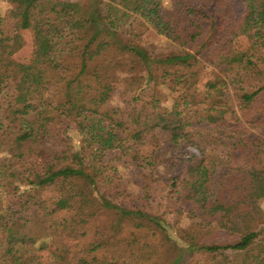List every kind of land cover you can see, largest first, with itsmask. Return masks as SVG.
<instances>
[{"label":"trees","instance_id":"obj_1","mask_svg":"<svg viewBox=\"0 0 264 264\" xmlns=\"http://www.w3.org/2000/svg\"><path fill=\"white\" fill-rule=\"evenodd\" d=\"M1 1L0 264H264V0Z\"/></svg>","mask_w":264,"mask_h":264},{"label":"rangeland","instance_id":"obj_2","mask_svg":"<svg viewBox=\"0 0 264 264\" xmlns=\"http://www.w3.org/2000/svg\"><path fill=\"white\" fill-rule=\"evenodd\" d=\"M6 8V3L4 1L0 2V13L4 12ZM23 36H24V45L19 48L15 54L14 58L21 63L25 64L30 56L31 52V33L28 30L23 31ZM148 49L156 54H166V53H172L175 51H178L180 48L173 42L169 41L163 36H160L156 34L152 29L150 28H145L144 34H143V41ZM234 44L236 47L239 49H245L248 46V41L247 38L243 35H240L238 37L234 38ZM213 75V69L209 66H203L199 67V75L197 76V81L195 88L200 90L205 82L210 79ZM182 90V87L180 85L177 86L176 91L172 93V95H177L180 91ZM167 104L171 102V99L166 96V101ZM34 115H31L33 117ZM216 139L210 140V136L208 134L203 135L202 139L200 140V147H205V148H213L215 147L214 151L217 153H225L228 149V144L232 142L233 138L228 137L226 135H221L220 133L215 134ZM75 141L78 140V138L74 135ZM77 142H75L76 144ZM153 145H149L145 147L144 149L147 151H150L153 149ZM172 153V150L167 147L165 144L161 143L155 149L154 156L157 158L161 157H167ZM124 170H122L123 172ZM159 177H161L162 180H166L168 178L166 171V165L165 164H160L158 169L156 170ZM41 195L43 197L47 198H56L57 194L54 191H49V190H44L41 192ZM260 206L262 208L263 214H264V199L260 201ZM168 217L171 219V222H174V216L172 214H168ZM189 219L186 217L184 213L180 215V218L178 219V225L183 228L186 227L189 224ZM168 234L171 239H173L176 242V245L181 251V254H183L182 259H189L191 255L185 254V249H186V242H184L177 234H175V230L173 227L168 229ZM80 239V237H74V238H65L64 242L67 245H71L75 242H77ZM51 251H52V246H46L42 249H39V254L43 257V263L44 264H54L53 259L51 257ZM181 259V260H182Z\"/></svg>","mask_w":264,"mask_h":264}]
</instances>
